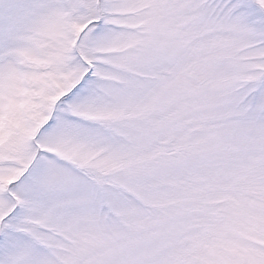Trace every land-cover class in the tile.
I'll list each match as a JSON object with an SVG mask.
<instances>
[{"label":"snow or ice","instance_id":"obj_1","mask_svg":"<svg viewBox=\"0 0 264 264\" xmlns=\"http://www.w3.org/2000/svg\"><path fill=\"white\" fill-rule=\"evenodd\" d=\"M0 264H264V0H0Z\"/></svg>","mask_w":264,"mask_h":264}]
</instances>
